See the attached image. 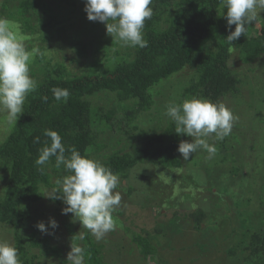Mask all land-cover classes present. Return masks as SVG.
<instances>
[{
    "label": "trees",
    "instance_id": "1",
    "mask_svg": "<svg viewBox=\"0 0 264 264\" xmlns=\"http://www.w3.org/2000/svg\"><path fill=\"white\" fill-rule=\"evenodd\" d=\"M150 7L153 15L145 21L143 29L147 46H127V52L113 49L112 55L109 48L118 46L121 41L106 38L110 37L106 24L90 21L85 5L78 8L76 0H4L0 6V19L6 20L18 35L26 37L25 44L29 50L35 47L34 38L41 41L37 47L43 53L36 56L30 65V74L38 87L27 96L24 113L15 124L6 127V132H10L8 135L0 132V223L13 226L14 247L18 249L22 264H42L40 255L32 253V249H43L47 254L61 257L57 248L48 245L46 235L52 234L42 233L36 227L38 223L33 222L36 218L33 208L44 200L61 204L62 199L53 200L44 195L58 187V179L71 174L63 166L56 168L54 157L46 165H36L39 149L44 147L45 141L50 144V139L44 136L45 129L57 131L65 146H74L82 156L90 158L91 153L100 151L102 164L119 174L123 185V180L128 179L140 164L148 163L174 172L183 169V157L178 147L182 140L190 142L192 138L175 132L174 122L165 115L170 103L179 104L192 97L214 102L229 101L230 105L240 101L237 109L242 110L246 117L250 116L244 110L248 105H243L242 88L244 83H253L254 77L243 80L230 64L232 57L237 55L249 72L264 70V14L257 19L262 23L258 30L253 31L257 21L249 24L247 34L230 44L227 40L230 30L225 18L227 9L220 0H153ZM57 8H60L59 12ZM101 27L106 31H99ZM234 30L235 25H232L231 31ZM69 48L72 55L68 66L65 63L67 56L63 54ZM91 48L96 54L103 53L108 64L101 65L100 58L88 64ZM70 65H75L77 71H72ZM185 70L193 72L190 80L186 86L174 88V78ZM54 87L69 89L71 95L67 103L55 100L51 91ZM162 88H165L164 92ZM250 93L259 100L255 109L259 111L264 103V84L260 89L250 88ZM45 96L47 102L43 101ZM113 102L116 105L110 108ZM162 103V108H156ZM252 107L250 105L249 110L253 111ZM154 108L157 109V118L152 115ZM151 116L153 118L146 123L145 120ZM236 122L241 128L239 118ZM37 137L40 143L34 142ZM212 139L213 142L218 140L214 134L211 139L207 138L208 143ZM225 141L214 143L216 154L202 167V161L207 160L206 155L209 156L204 150V156L200 154V164H194L199 168L189 177H184L187 185H180V191L189 190L185 194L188 199L199 200L194 191L198 189L203 193L202 186L207 185L208 179L228 181L230 175L242 172L240 158L230 156L222 148ZM39 167L44 171H39ZM257 177L261 179L258 191L261 189L264 195V168L262 175ZM232 186L236 189L241 187L240 180ZM236 192H232L234 197L231 198L237 208L232 220L243 224L252 222L247 214L252 200ZM222 196L213 194L220 205L225 200ZM259 205L264 212L263 198ZM263 216L258 214L255 217L263 223L262 232L244 233L248 237L245 247L250 252L247 264H264ZM208 217L202 209L177 212L174 213V222L179 218L192 220L199 231ZM58 228H49L48 231L56 233ZM66 228L70 230L71 225ZM163 233L160 226L153 231L131 233L143 262L157 256L158 248L154 242L159 243L156 236ZM75 245L85 249V264H107L103 254L105 247L97 243L87 229L85 238H78ZM242 245L241 242V249ZM61 261L66 263L64 259Z\"/></svg>",
    "mask_w": 264,
    "mask_h": 264
},
{
    "label": "rangeland",
    "instance_id": "2",
    "mask_svg": "<svg viewBox=\"0 0 264 264\" xmlns=\"http://www.w3.org/2000/svg\"><path fill=\"white\" fill-rule=\"evenodd\" d=\"M76 1L78 8L80 5H85L86 3V0ZM3 2L4 0H0V6ZM59 10L60 8H57L58 12ZM261 24L260 21H257L253 27V31L258 30ZM102 28L99 31H106ZM20 36L22 35L20 34ZM22 37L25 43L27 41L25 39L26 37ZM106 38L113 39L112 36ZM115 42H117V39H115ZM33 45L35 47L40 46L41 41L34 38ZM117 45L116 47L109 48L110 54L113 55L115 51L113 49L127 52L128 48L122 42H118ZM63 55L67 56L65 63L69 66L68 60L72 55L71 49L69 48V51H66ZM96 58L101 59V65L108 64L103 53L96 54L95 49L91 48L87 63H91ZM60 59L63 58L60 57ZM230 65L243 80H251L254 77L253 83H244L245 86L242 88L243 105H248V108H244V110L250 113L249 117H246L242 110L237 109L240 101L237 104L232 103L231 105L229 101L225 103L232 109L234 115L239 118L242 126L240 128L237 122H235L232 133L228 139L225 138V146L222 148L230 156L236 155L240 158L239 164L243 166L242 172L237 175H230L228 181L216 182V179H208L205 183L207 185L202 186L204 188L202 190L203 193L195 189V195L199 196V200H195L194 198L188 199V196H185V194L189 193V190L181 192L180 185H187L184 177H189L192 171L199 168L195 167L194 164L199 163V158L202 157L200 154L203 155L204 149H200L196 153L191 154L189 160H183V169L181 168L178 172L162 170L148 163L137 166L130 173L129 178L123 180V185L120 183L117 189L114 190L119 191L122 195L121 206L113 213L116 216L113 217L116 225L115 230L107 233L103 240L96 241L105 247L103 254L107 264H247L245 262L249 260L248 255L250 252L245 247L248 237H245L244 233L255 230L262 232L263 230V223L259 222L261 221L259 219L255 220V217L258 214L263 216V208L260 207L259 200L264 199V195H262L261 189L258 191L261 186V179L257 176L262 175V168H264V130H262V128L264 129V103L263 107L259 108V111H255L259 100L251 96L250 88H262L264 84V72L260 71L264 70L249 72L247 66L242 64L237 55L232 57ZM70 67L72 71H77L75 65H70ZM192 75L193 72L190 70H185L182 74L177 75L172 82L173 87L176 88L179 85L186 86V82L190 80ZM171 90L167 92V95ZM161 91L164 92L165 88H162ZM258 93L261 94L260 92ZM115 105L116 103L113 102L110 108ZM250 105L253 106L251 108L253 111L249 110ZM162 107L163 103L156 108ZM156 108L152 111V115L155 118H157ZM6 116V110L0 111V117L2 118L0 132L8 135L10 132H6V127L9 126L6 121ZM153 116L148 117L145 120L146 123ZM212 135L214 134H211L207 138L211 139ZM207 138L205 139L207 140ZM132 142L131 140L130 146H132ZM214 143L217 145L218 140L213 142L212 139L210 141V144ZM206 156L207 158H205L207 160L202 161V167L212 159H209L208 155ZM90 158L101 163L103 160L100 151L91 153ZM192 158L195 159L193 162L191 160ZM257 166H259L258 169H261V172H258ZM203 177L205 179L204 175ZM236 179L240 180L241 184V187L237 186V189L232 186V184L237 182ZM248 179L251 181L248 182ZM229 188H231V191L228 192ZM235 191H237V195L242 194L244 198H250L252 200V205L247 211V214L249 213L250 218H252V222L243 224L244 222L232 220L236 216L234 214L237 211L235 203L231 199L234 197L232 192ZM51 192L52 190L46 191V195ZM127 192H130V194H127ZM183 192L185 193L183 194ZM214 193L215 195L219 193L223 195L222 197L225 200L221 205L213 197ZM196 206L198 208H195ZM65 207L66 205L63 201L61 204H58L56 201L44 200L41 205L33 208V213L36 216L33 222L48 223L50 218H54L59 223L58 231L52 235H46V237L49 238V247L57 248L61 257L51 253L47 254L43 249H32L31 251L32 253H38L40 255L39 262L42 264H64L61 260L64 259L67 261V255L71 251L72 243L75 245L76 240L80 238V233H85L86 231L85 228H82L79 221H74L72 213L67 215L62 214V209ZM199 209H202L206 216H209L201 230L197 231L195 229V224L192 220L179 218V220L176 219V222H174V213L195 212ZM70 225L71 229L69 230L66 226ZM159 226L163 227L164 235L156 236L159 242H154L158 248L157 256L147 258L143 262L142 255L132 241L133 236L131 233L153 231ZM29 232L31 231L29 230ZM243 234L244 238L242 239ZM14 236L15 230L13 226L0 223V239L6 240L15 246ZM241 242L243 243L242 249L239 246ZM258 264L262 263L259 262Z\"/></svg>",
    "mask_w": 264,
    "mask_h": 264
},
{
    "label": "clouds",
    "instance_id": "3",
    "mask_svg": "<svg viewBox=\"0 0 264 264\" xmlns=\"http://www.w3.org/2000/svg\"><path fill=\"white\" fill-rule=\"evenodd\" d=\"M220 2L227 9L225 18L230 30L227 36L230 44L241 35H246L247 25L256 22L264 14V0ZM152 3L153 0H86L84 10L90 21L105 23L107 33L113 39H119L126 46L144 48L148 41L144 39L143 29L145 21L152 18ZM232 25H235L234 31H231ZM38 55H43L38 47L29 50L24 38L11 30L6 20L0 19V111L6 110L9 125L19 120L24 113L27 96L38 87L30 74V65ZM51 91L57 102L67 103L71 95L66 88L54 87ZM47 99V96L43 97L44 102ZM165 115L174 122L177 134L192 138L191 142L182 140L178 147L185 161L200 149L206 150L211 159L217 149L205 138L215 134L216 139L224 140L231 134L238 119L224 102L198 97L179 104L170 103ZM44 136L50 139V144L45 141L44 147L39 149L36 165H46L54 157L56 168L63 166L71 173L62 180L58 179V187L44 196L53 200L62 199L66 205L62 214L72 213L74 221H79L96 241L103 240L116 227L113 213L122 201L121 193L114 191L121 183L119 174L113 173L100 161L82 156L74 146L66 147L57 131L45 129ZM34 142L40 143V138L37 137ZM38 170L44 171L43 167ZM36 227L42 233L54 234L48 230L57 229L59 223L50 218L47 225L39 222ZM84 238L85 233L81 232L80 239ZM66 262L85 264V249L72 243ZM0 264H22L18 249L3 239H0Z\"/></svg>",
    "mask_w": 264,
    "mask_h": 264
}]
</instances>
